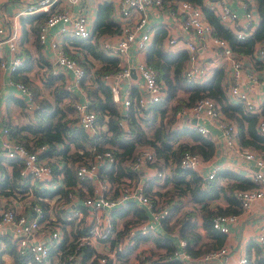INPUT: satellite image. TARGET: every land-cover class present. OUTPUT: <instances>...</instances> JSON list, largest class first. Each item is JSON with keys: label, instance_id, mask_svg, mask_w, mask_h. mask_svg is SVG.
<instances>
[{"label": "built area", "instance_id": "built-area-1", "mask_svg": "<svg viewBox=\"0 0 264 264\" xmlns=\"http://www.w3.org/2000/svg\"><path fill=\"white\" fill-rule=\"evenodd\" d=\"M85 1L32 0L15 15L44 13V18L38 23V40L51 51L56 67L60 71L71 73V81L65 83L66 89L80 87L84 70L73 56L64 52L61 37L63 35L75 38L90 36L94 17L88 15L86 8L82 9ZM108 1L112 7V17L119 29L112 36L99 35L95 42L106 55L115 56L118 59L119 69L103 73L100 77L107 85L111 99L119 111L123 113L131 100L128 91H125L122 97L118 89V81L122 77H129L130 74L126 57L132 49L136 51V54L142 53L150 43L152 28L149 25L148 16L159 17L162 16V12H166L169 16L176 15L180 25L172 29L169 24L160 26L164 30L163 47L165 50H170L176 42H183L182 51L186 54L181 69L183 79L202 82L209 77L212 72L211 67L216 63L223 72V92L227 99L242 105L246 113L255 115L256 133L264 137V107L260 101H254L248 91L249 85L256 83L260 78L252 60L264 67V39L255 42L250 55H238L224 38L212 34V28L205 20L200 6L194 2L188 0ZM234 1L241 8V15L231 9L225 0H202V3L212 11L223 28L231 31L235 38L243 39L250 35L257 25V11L251 0ZM74 6L78 7V10L73 11ZM15 16L7 22L0 14L1 75H10L21 65L18 47L19 25ZM54 25L56 28L50 35L52 38L46 40L48 31ZM206 39L210 40L213 47L211 59H202L197 56L199 45ZM72 47L71 54L81 59L80 47ZM6 56L8 59H5ZM133 69L140 76L142 83V91L136 98L138 107H147L160 101L164 96V86L156 80L154 69L144 60H136ZM51 72L59 73L55 68ZM7 79V83L14 86L16 93L23 99L25 110L28 112L32 110L30 89L22 82L13 81L10 76ZM261 81L264 82V77ZM73 108L77 125L91 134L95 128V114L87 107V98L74 102ZM185 117H193L194 121L190 127L207 137L210 134L209 128L204 123H199L197 119L201 118L213 125L220 132L223 144L231 148L234 154L244 162L251 163L255 167V170L246 177L252 183V187L233 191L238 208L246 211L254 201L264 198L262 170L264 149L255 150L241 145L237 141L235 124L224 116L217 103L210 97L202 96L191 106L176 110L175 124H183ZM0 122V158H13L21 163L18 181L24 185L18 191L0 194V264H62L59 262V255L68 249L70 239L68 236V239L63 242V232L68 233L70 226L81 233L73 240L75 247L72 253L67 255L68 260L77 261L78 249L85 245L99 255L100 263L109 260L110 264H115L119 254L116 253H121L132 245L135 236L152 233L157 226H160V220L167 214L168 206L163 204L158 207L143 191V182L150 177V173L159 177L162 175L155 166L149 165L154 159L150 150L138 148L134 159L128 164L129 168L137 170L141 177L135 180L125 176L120 182H111L105 177V172L111 171L114 174L117 162L109 150L96 151L89 159L70 163L68 160L60 159L55 153L48 154V148L45 145H38L29 150L20 143L14 142L8 136L6 120L0 117ZM56 148L59 149V146ZM86 149L91 148L88 146ZM205 161L195 153L184 151L179 158L178 166L182 169L194 170L201 175L198 171L206 166L203 165ZM54 165L57 169L70 166L77 181L72 185L64 183L62 171L53 172ZM149 169L152 170L150 173H148ZM218 171L220 166L211 164L205 176H201L204 179H211ZM34 182L37 183L34 187L25 184ZM34 189L47 191L59 189L60 192L47 197L36 194ZM5 190L8 189L5 188ZM62 190L65 194H62ZM127 201H133L138 207H142L147 217L138 223H128L126 233L111 246L109 240L114 237L116 231L111 212L125 206ZM39 202H45L46 206L42 207ZM236 219V213L214 212L210 223L212 228L226 234L230 224ZM174 238L176 245L172 258L177 259L179 264H227L228 262L229 250L224 245L200 256L192 257L185 251V241L177 236ZM254 242L263 255L264 224L257 227ZM8 245L21 259H24L22 263L13 260L11 254L6 251ZM49 253L54 255L49 257ZM139 258L143 259L144 254L139 253ZM246 263L247 257L242 254L233 264Z\"/></svg>", "mask_w": 264, "mask_h": 264}, {"label": "trees", "instance_id": "trees-1", "mask_svg": "<svg viewBox=\"0 0 264 264\" xmlns=\"http://www.w3.org/2000/svg\"><path fill=\"white\" fill-rule=\"evenodd\" d=\"M188 1L200 6L205 20L212 28V34L224 38L238 55H250L255 42L264 39V0H254L259 20L251 34L243 39L235 38L231 31L223 28L212 11L203 5L202 0ZM44 16V13H38L27 20L31 23L30 28L35 35L38 31V23ZM118 29L117 22L112 17L110 2L102 0L96 5L90 36L85 38L65 36L62 41L63 46L64 42L68 41L70 45L80 47L81 59L68 53L66 48L64 52L73 56L84 70L80 87L87 98V107L95 114V128L91 134L77 125L76 118L72 116L74 95L64 89L61 75L52 73L47 67L46 71L42 72L38 85L26 74V71L33 66L29 52L25 48H20L21 65L10 74V78L22 82L30 89L33 109L26 111L22 98L9 95L8 99L12 100L21 111L24 110L22 114L24 119L18 123L14 121L16 119H11L9 114L7 115L8 136L29 150L38 145H45L48 154L55 153L60 159L68 160L70 163L89 159L94 152L107 149L117 162L114 174L111 171L105 172V177L111 182H120L125 176L135 180L141 177L140 173L131 170L128 164L134 159L138 148L150 150L154 159L149 165L155 166L162 175L159 177L154 174L148 177L143 182V191L158 207L165 204L168 210L165 217L161 218L160 226L152 231L155 233L153 237L148 233L137 235L133 238V245L128 246L127 250L129 252L138 243L150 241L152 249L149 251L154 257L150 259L149 255L144 256L140 262L179 264L177 259L172 258L176 245L174 237L177 236L185 241V251L192 257L219 248L223 243L224 233L211 227L210 220L213 213H236L238 202L233 196V191L252 187V183L249 179L229 170H220L213 178L204 179L194 170L180 168L178 161L184 151L195 153L203 160H207L214 152V143L209 137L196 132L191 127L175 124L176 110L189 107L196 99L207 96L214 100L224 116L235 124L237 141L241 145L263 150L264 137L256 133L255 115L246 113L242 105L227 99L223 92V72L220 68L214 69L202 82L183 79L181 69L186 59L185 51L172 52L163 49L161 42L164 30L160 27L155 30L143 53L144 62L154 69L156 80L164 86V96L160 101L147 107H138L136 104L138 94L135 95L132 91L130 93L132 100L127 109L123 113L119 111L111 99L107 85L100 77L103 73L118 70V59L106 55L95 42L99 35L114 34ZM87 58L95 60L94 67ZM88 79L90 81H87ZM50 87L52 89L49 91ZM58 146L59 149L56 148ZM88 146L91 149H86ZM20 168L21 163L18 160L0 158V194L18 191L24 186L18 181ZM52 170L55 173L61 170L62 181L66 184L72 185L77 181L70 166L57 169L54 165ZM5 188L8 190L6 191ZM34 191L47 197L60 192L59 189L53 191L34 189ZM64 192L62 190V194H65ZM219 197L225 200L226 207L221 208L216 205L211 208L209 203ZM39 203L42 207L46 206L45 202ZM111 215L114 224L117 218L123 220L122 228L117 229L114 237L109 240L111 246L126 233L128 223H138L147 217L143 208L138 207L133 201H127L125 206L112 211ZM199 227L202 232L199 231ZM80 233L81 231L74 230L72 226L69 227L68 233L63 232L62 241L65 242L68 236L70 239L68 249L59 255V262L110 264L109 260L100 263L99 255L85 245L79 247L77 261L71 262L67 259V255L71 254L75 247L73 240ZM251 244L248 243L246 247V264H264V256H260V248L255 242L253 257L250 259L248 247ZM6 251L11 254L15 262L24 261L11 246L8 245ZM116 254L118 259L124 255L122 252ZM53 255L54 253H49V257Z\"/></svg>", "mask_w": 264, "mask_h": 264}, {"label": "crops", "instance_id": "crops-1", "mask_svg": "<svg viewBox=\"0 0 264 264\" xmlns=\"http://www.w3.org/2000/svg\"><path fill=\"white\" fill-rule=\"evenodd\" d=\"M31 1L32 0H2L0 1V14L4 17V19L7 22H9L13 16H15L20 10L24 8V5H28V3ZM99 1L102 0H86L85 5L82 7V9L86 8L88 11V15L94 17L96 5ZM251 1L252 3L255 4L254 0ZM225 2L231 9L236 10L238 15H241L242 10L238 6L236 1L225 0ZM76 9L78 10V7L74 6L72 10L76 11ZM38 13L41 12H32V13L15 16V19L17 20L19 25L18 47L19 49L25 48L29 52V57L33 61V66L31 67L30 70L28 69L29 71H26V74L28 75V77L30 76L34 82L40 85L39 81L42 72L46 71L45 69L47 67L49 68V70H53V68H55L56 70H58L59 74L61 75L63 79V87L64 89H66L65 83H69V81H71V73L69 71H60V69L56 67L51 51L46 47L45 44L39 42L37 33L35 35V32H33L30 28L31 23L27 22L29 18L36 16V14ZM148 19H149V25L152 28V33H151L152 36L155 30L158 29V27L160 26L169 24V26L171 25V29H172L173 27H177L180 25V21L178 20L176 15L169 16L166 14V12H162V16L159 17H153L152 15H149ZM256 19L257 21L259 20L258 14H256ZM55 28L56 25H54L48 31L46 40L52 38V36L50 35L54 33ZM110 35L112 36V34ZM65 36L66 35H63V37L61 38H64ZM102 36H109V35L106 33L103 34ZM62 46H63V42H62ZM161 46L164 49L163 41L161 42ZM64 48H66L68 53L70 54L73 53L72 50L73 47L72 45L69 44L68 41L64 42L63 49ZM212 49L213 47L210 40L206 39L205 41H203L201 45H199L197 49V56L202 59L204 58L211 59L213 57ZM182 50H183L182 41L176 42L175 45L172 47V49H170V51L172 52H177ZM5 52H7L6 49ZM126 58H127V65L130 68V74L129 77H122L118 81L119 94L122 97L125 91H128L129 97L132 91L135 93V95L139 94V92L142 91V83L140 76L133 69V65L136 60L137 61L144 60V53L142 52L136 54V51L132 49L131 51H129ZM5 59H8V56H6ZM87 60L89 61L90 65L94 67L93 63H96L95 60L92 58L89 59L87 58ZM252 64L256 69L257 74L260 75L259 76L260 78L256 83L249 85L248 91L251 97L254 99V101L256 102L260 101V103L264 107V82L261 81V79L264 77V67H262L260 63L253 60H252ZM214 65L215 66H212L213 68L211 67L212 71L214 69H219L216 63H214ZM9 76L10 75L0 74V117H3L6 120L8 117L7 115L9 114V117H11V119H16L14 121L20 123L22 122L21 120L24 119V117L22 116L24 110L21 111L12 100L8 99V97L10 94L16 98H21V97L18 95V93H16L17 90L15 89V87L7 83L8 80L7 78ZM87 81L90 80L88 79ZM51 89L52 87H50L49 91ZM66 90L69 91L68 92L69 94L74 95L75 102L83 101V99H86L84 90L81 87L79 88L70 87L69 89ZM230 101L234 102L233 100ZM72 116H74V112L72 113ZM193 121H194L193 117L190 118L185 117L183 119V124H181L180 126L185 125L190 127V124H192ZM197 121L199 123H204L209 128L210 131L209 137L214 143V152L212 156L203 163V165L206 166L202 167V169L198 171L203 177L205 176V173L209 171L211 164H218L220 166V170H229L237 174H240L245 178L251 171L255 170V167L251 163L244 162L239 156L234 154L231 148H228L223 144L222 139L220 137V132L213 125L206 123L201 118H198ZM71 149L72 147L70 148V150ZM262 170L264 172V168ZM151 171L152 170L149 169L148 173H150ZM152 174L153 173H150V177L153 176ZM221 183H223V181H221ZM25 184L32 185L33 187L37 185L36 182H34L33 184H28V183ZM216 205L220 206L221 208H224L226 207L227 203L225 202V200L219 197L216 200H213L212 202L209 203V206H211V208H214ZM236 214H237V219L234 223L230 224L228 232L224 234V240L222 243V245L226 246L227 249L229 250L227 264H233L242 254L246 256V251H247L246 247L248 243H252L248 247L251 254L250 259H252L253 257L252 255L255 250L254 248L255 231L259 225L264 224V198L254 201L246 211H241L238 208ZM198 229L199 231L202 232L200 227ZM260 256H264V254L263 255L261 254Z\"/></svg>", "mask_w": 264, "mask_h": 264}, {"label": "rangeland", "instance_id": "rangeland-1", "mask_svg": "<svg viewBox=\"0 0 264 264\" xmlns=\"http://www.w3.org/2000/svg\"><path fill=\"white\" fill-rule=\"evenodd\" d=\"M114 222H115L114 225H115V229L116 230L117 229L119 230L122 227V225H123V220L122 219L117 218V219L114 220ZM148 234H150L149 235L150 237H153L155 233H148ZM133 243H132V245H133ZM149 249H152V244H151L150 241L138 243L137 246L133 247V249L131 251H129V252H128L127 248H126L122 253L124 254V252L126 250L127 251L125 252L124 255L122 254L123 256H120V258L116 261V264H148L147 262H143V261L140 262L139 253H143L144 256H148L149 255V257L151 259V257L153 258L154 256L151 255V251H149ZM137 255H138V257H137ZM148 258H146V259H148ZM114 263H115V261H114Z\"/></svg>", "mask_w": 264, "mask_h": 264}]
</instances>
